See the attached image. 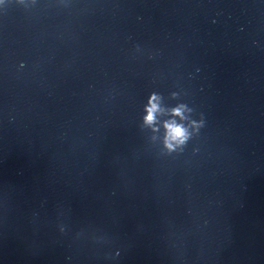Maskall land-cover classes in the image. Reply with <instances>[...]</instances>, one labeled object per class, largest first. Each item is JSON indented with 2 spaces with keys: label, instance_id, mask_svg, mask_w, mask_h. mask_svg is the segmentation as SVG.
<instances>
[{
  "label": "water",
  "instance_id": "95a60500",
  "mask_svg": "<svg viewBox=\"0 0 264 264\" xmlns=\"http://www.w3.org/2000/svg\"><path fill=\"white\" fill-rule=\"evenodd\" d=\"M0 10L184 264H264V0H0ZM173 122L188 138L169 149Z\"/></svg>",
  "mask_w": 264,
  "mask_h": 264
},
{
  "label": "clouds",
  "instance_id": "9594fccd",
  "mask_svg": "<svg viewBox=\"0 0 264 264\" xmlns=\"http://www.w3.org/2000/svg\"><path fill=\"white\" fill-rule=\"evenodd\" d=\"M155 100V96L152 97ZM150 107L147 109L148 115L145 117L146 123L151 124L154 121V113L157 111V106L150 101ZM183 106L173 110L174 115H181ZM167 129L166 146L171 149L173 147L172 142L176 144H183L188 138L187 130L179 124L167 123L165 125Z\"/></svg>",
  "mask_w": 264,
  "mask_h": 264
}]
</instances>
